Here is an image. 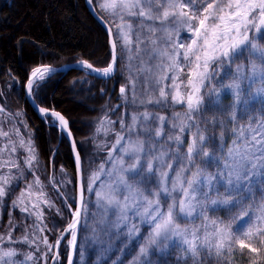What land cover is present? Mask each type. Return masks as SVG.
<instances>
[{"label":"snow or ice","instance_id":"snow-or-ice-1","mask_svg":"<svg viewBox=\"0 0 264 264\" xmlns=\"http://www.w3.org/2000/svg\"><path fill=\"white\" fill-rule=\"evenodd\" d=\"M96 2L100 12L107 14L101 15L100 19L107 26L112 59L103 68H94L87 60H81L80 66L90 70V74L96 73L107 79L117 71L118 62L124 58L125 52L129 53L130 66L137 56L147 55L149 61L156 60L154 66L142 61L137 78L129 76L131 89L127 85L120 88L125 105L129 102L128 91L132 93L131 103L136 104L139 74L147 72L145 83L150 94L147 101L139 99L146 110L142 113L134 111L130 124L121 118L119 132H115L116 122L107 117L100 120L97 135L103 133L107 136L110 132H115L116 135L106 161L112 164V168L106 169L102 163L99 170L93 172L88 184H81L78 205L66 193H60L64 196L63 203L71 212V220L54 244L44 235L46 231H50L45 223L44 208L55 207V204L44 191V185L38 176L32 183L26 184L19 196L12 200L11 207L19 208L21 213L34 218V222L30 226L31 231L26 226L24 234L17 238L13 230L18 225L13 223L9 214L8 230L6 234L0 233V264H37L41 259L47 262L49 253L54 248L56 251L52 260L55 264L59 259L60 245L68 234L71 235L68 240V264H73V254L78 247L81 249L80 254H83L82 246L78 244V225L82 214L86 217L88 213L89 201L85 199V191L95 192L97 206H103L105 213L116 216L115 221H110L106 215L101 221L104 225L101 230L110 231L115 228L117 238L126 236L124 248H127L128 243H139L141 226H149L145 242L140 244L139 253L130 264H150L143 258L152 252L168 255L171 248L181 250L185 264L189 258L194 262L199 261L205 251L209 257L215 255L218 260L225 253L230 257L236 245L242 254L244 249H248L259 258L260 247L253 246L252 242L258 240L264 246V203L255 205L258 191L264 200V44L261 43L264 41V0ZM88 3L92 5L93 0H88ZM184 29L191 34L187 38L189 43L179 39ZM173 33L176 40L172 39ZM148 45L151 46L150 51ZM245 53L249 58L247 63L236 64L233 70L232 65L245 58ZM55 71L51 66L32 69L26 87L33 103L39 99V90ZM72 83L75 84L76 81ZM157 89L158 97L155 96ZM229 95L232 103L225 104L224 100ZM169 98L173 105L186 106L183 114L173 113L171 122L165 115L147 110V104L165 108ZM256 104L260 105L259 109ZM38 111L50 128L58 129L61 137H72L69 122L61 112L47 107H39ZM254 111L258 112L259 118L252 115ZM4 112L5 109L0 106V113ZM205 112H211L212 116L206 118ZM20 116L22 113L17 112L9 118L16 119ZM246 116L247 123H240ZM157 121L153 137V124ZM16 123H22L27 130L26 121L16 119ZM169 123L171 129H178V132L168 134L165 146L157 151L156 144L166 135ZM228 124L233 125V140L225 154L223 146L226 143ZM209 126L213 130L217 127L220 129V157L216 156L217 137L214 134L208 135ZM188 132H191V139L185 152L182 146ZM13 136L16 137L15 140L12 139ZM142 136L146 138H141ZM0 138L6 141L4 147L0 148V203H4L5 198L19 186L17 182L23 177L25 167L32 171L33 166L38 163L39 154L33 133H28L25 139L20 128L5 131L0 127ZM173 144L175 149L171 147ZM72 146L75 150V141ZM97 147L103 148L104 145L98 144ZM19 149L27 153L23 161L24 167L17 155ZM57 153L58 149L54 150L53 161ZM114 153L119 155L114 156ZM170 156L181 165L176 170L175 177H170L168 171L173 170V163L168 160ZM128 160L134 162L127 163ZM76 164L77 172L80 173L79 153L76 154ZM200 165H214L216 171L207 172V167ZM165 166L168 170H164ZM193 167L195 171H192ZM61 171H64L63 166ZM189 171H192L191 177L186 175ZM105 173L116 179L112 183L101 185V189L97 191L93 185ZM33 175L35 176L34 171ZM154 176L159 177L158 183L155 190L149 191L147 184ZM169 180L171 187H168ZM50 183L59 192L54 175ZM178 193L182 195H177ZM121 195L123 200L120 199ZM169 198L172 202L167 203L165 210L163 205ZM249 200L253 203L245 210L243 205ZM254 206L258 207L259 215L241 238L239 233L244 223L251 220V208ZM236 207H240L241 212L239 218L232 217L236 221L235 228L223 220L207 216L210 210L231 211ZM57 214L63 215L61 208H57ZM130 216L138 218L140 224L134 221L130 223ZM200 216H203L204 221L199 226L181 227L179 223L181 219L195 220ZM245 217L248 219L245 220ZM124 229L127 231L124 232ZM95 231L93 229L94 238ZM245 239L249 242L245 243ZM16 245H27L29 251L24 255ZM21 255H24L23 260L19 259ZM180 259L181 257L177 258L178 264ZM251 264H256V261H251Z\"/></svg>","mask_w":264,"mask_h":264},{"label":"trees","instance_id":"trees-1","mask_svg":"<svg viewBox=\"0 0 264 264\" xmlns=\"http://www.w3.org/2000/svg\"><path fill=\"white\" fill-rule=\"evenodd\" d=\"M92 7L100 15H107L100 12L99 4L96 0H93ZM136 23L138 24V21ZM261 43L264 44V41ZM148 48H151V46L148 45ZM128 56L129 53L125 52L124 58L118 62L117 71L110 78L95 77L92 74L84 72L82 69L72 68L64 73L54 72L43 88L39 90V99L35 102L39 106L50 109L54 108L56 111L61 112L69 122V127L81 158L82 177L85 163V148L83 149V146L79 145L78 139L90 137L89 133L97 129L96 122L104 116L116 122L114 124L115 132L120 131L119 121L121 118L130 124L133 112H139L143 109L139 100H137L136 104L131 103V91H128L129 102L125 105L120 94V88L122 85H127L131 89L129 76L131 75L133 79L137 78L142 61L151 65L152 63H156V60L149 61L147 55L137 56L131 61L130 66ZM110 58L111 51L107 35L99 22L90 14L84 0H0V93H3V95H0V106L5 109V112L1 113V115L5 117L7 114L14 116L15 112L22 113V116L18 118L26 121L29 133L35 135L34 142L39 154L40 171H42V173H39V176L43 179L46 178L47 180L45 176L49 173V164H51L53 169L63 166L71 177L74 189V165L66 139L61 137L59 142H57L58 129L50 128L47 121L43 117H40L25 99L23 91L28 74L39 65L60 66L80 60H87L95 67L103 68L110 62ZM248 59L245 53V58L237 60L232 65L233 70L236 64L247 63ZM146 77L147 72L139 74V83L137 84L138 98H140V93L143 96L142 98H144L146 93ZM74 80L76 81L75 84L72 83ZM101 89H103V92H101ZM224 103H232V97L229 95L224 100ZM259 107L260 105L256 104V108L259 109ZM152 110H154V106ZM179 111H186V106L173 105L171 100L168 101V105L165 108L156 107L157 113L164 112L169 118H172L174 112ZM204 115L206 118H210L212 113L205 112ZM252 115L259 118L256 111ZM240 123H247V116ZM201 126L203 127V125ZM232 127V124L227 125L226 143L223 146L225 154L228 147L232 144ZM115 132H110L112 137ZM213 134L217 137L215 141L216 156L220 157L219 149L221 141L219 139V127L213 130L209 126L208 135ZM186 136L187 139H185L182 146L185 152L191 139V132H188ZM57 149L58 153L55 155L53 161V152ZM104 152H107V149L103 150L99 157L98 154L93 155L95 156L94 164L98 160L100 162L105 161L107 153L106 157H101ZM175 165L178 169L181 166L179 163H175ZM21 166L24 167L23 163H21ZM200 166L207 167L205 165ZM193 170H195V167L192 168ZM215 171L216 167L214 165L207 167V172ZM29 173L31 171L25 168L23 176L28 178ZM21 180L22 178L17 182L19 186L15 188L9 197L5 198V202L0 203V233L6 234L9 225V214H11L13 223L18 225L13 230V234L17 238L24 234L26 226H29V231H31L30 226L34 222L33 218H29L25 213H21L19 209L11 207V200L19 189ZM257 188L259 189V185H257ZM221 191H223L222 188ZM171 202L170 198L166 201L163 205L165 210L167 203ZM252 203L251 200L246 201L243 208L248 210ZM261 203H264V200H262L261 194L258 191L255 196V205L258 206ZM240 212V207H236L231 211L217 209L215 211H208L207 216L210 219L218 218L226 224H231L234 222L232 217H237ZM251 212L259 213L258 207H252ZM44 216L45 223L50 230L46 231V233L50 234V238L53 237L54 244L62 229L68 224V220L67 222L61 220L60 214H57V210L52 208L49 210L44 209ZM201 218L203 217L200 216L192 221L181 219L179 223L181 226H191L193 222ZM142 230L141 237L144 238L148 235V228L144 226ZM81 231L82 223L78 229L79 245ZM64 241L59 248L60 264H65L68 253V251L66 252ZM248 242L245 239V243ZM252 243L253 246L260 247L259 258L257 254L249 252L248 249H244L242 254L239 246L236 245L234 253L230 257L225 253L224 257L218 260L215 255L209 257L205 251L201 254L199 261L194 262L192 258H189L187 264H251V261L254 260L256 264H264V246H261L258 240ZM16 247L20 251L25 245H16ZM137 247L136 243L134 245L131 244L117 258L115 250H112L102 259L101 264H114V262L115 264H130ZM78 251L79 247L74 252L73 264H76ZM51 255L52 253L49 254L47 262L44 261L45 264H48ZM183 255L179 248H171L168 255L152 252L149 258L151 264H178L177 258L181 257L179 264H185V261L182 259ZM22 257L20 256L19 259ZM90 258L91 254L88 257V263Z\"/></svg>","mask_w":264,"mask_h":264},{"label":"rangeland","instance_id":"rangeland-1","mask_svg":"<svg viewBox=\"0 0 264 264\" xmlns=\"http://www.w3.org/2000/svg\"><path fill=\"white\" fill-rule=\"evenodd\" d=\"M157 24H159V21L156 22ZM161 35V34H158ZM191 34L187 32L186 29L182 30L180 33V37L179 39L182 42L185 43H189L190 40H188L187 38L190 36ZM172 39L176 40L177 37L175 35V33H173L172 35ZM161 47H163V45H161ZM151 50V48H148ZM149 50V51H150ZM157 63V61H156ZM156 63H152L153 66ZM151 64V66H152ZM140 69V67H139ZM153 70L155 71V68H153ZM135 73V72H134ZM148 75V73H147ZM186 76H185V80H186ZM167 83H171V81H167ZM146 87V93L144 95V98H142V94L140 93V98L139 99H144L145 101H147L148 95L150 93H148L147 91V84H145ZM255 87V86H254ZM138 95V93H137ZM155 96L158 97L159 96V90L157 89L155 92ZM169 100H171L169 98ZM168 100V101H169ZM154 106V110H152V107ZM143 109L139 112H144L146 110L145 106L142 105ZM141 107V108H142ZM147 110L151 111L157 115H165L164 112H156V107H159L158 105H154V104H147ZM185 112V111H184ZM183 111H179V113L183 114ZM17 113V112H15ZM9 116H12L10 114H7V116H3L0 113V127H3V129L5 131H8L9 129L14 130L15 128H20L21 133L25 136V139H27L29 130H25L24 126L22 123H16V119L20 118H16V119H10ZM109 116V115H107ZM169 118V116H166ZM105 118V116L103 117ZM100 118L98 120V122H96L97 127L99 126V122L101 119ZM172 118H169V121L171 122ZM158 125V121L154 122L153 124V137H154V132H155V127ZM119 132V131H117ZM176 132H178V129H171V124L169 123L168 128L166 130V135L156 144V149L157 151H159V149L162 146H165V143L167 141V135L168 134H175ZM90 137H86V138H79L78 139V143L79 145L82 147L83 149L85 148V157H84V168H83V177H82V184L83 185H87L89 182V178L92 176L93 172H96L99 170V167L102 163L105 164V168L106 169H111L112 168V164L111 163H106V161H108V151L112 148V145L115 143L116 140V135L115 133L113 134V137L111 136V134L109 133L107 136H105L103 133L97 135L96 134V129H94L93 132L89 133ZM135 133H133V139H135ZM141 138H146V137H141ZM13 140L16 139L15 136L12 137ZM6 143V141L3 138H0V148L4 147V144ZM104 145L103 148H98L97 145ZM150 146V145H149ZM173 149H175V145L173 144L171 146ZM107 149V152H104L103 155L101 157H106V153H107V157L105 159V161L100 162V160L97 161L96 164H94V158L95 156H93L94 154H98L99 155L103 152V150ZM18 157H19V162L20 164L23 163L25 156L27 155V153L23 150V149H19L18 153H17ZM119 153H114V156H118ZM97 159V157H96ZM169 162L173 163V170H168L165 166L164 170H168L169 171V175L170 177H175L176 175V170H178L177 166L175 165V161L172 160L171 156L168 157ZM133 160H128L127 163H133ZM223 163V162H221ZM98 165V166H96ZM26 168V167H25ZM38 168V171H37ZM49 173L46 174L45 177L46 178L43 179L42 177L39 176V173H42V171H40L41 169V165L39 164V162L37 164H35L33 166V170L31 171V173H29L30 175L28 176V178H25L24 176L22 177L19 189L17 190V192L15 193V195L13 196L12 200L16 199L17 196H19L21 190H23L26 187V184L28 183H32L35 180V177L38 176L41 183L44 185V191L48 194V196L51 198V200L53 201V203L55 204V207H52V209H56L57 208H61L63 215H60V219L61 220H65L68 223L71 220V212L68 210L67 205H65L63 203L64 201V196H62L60 193H66L69 198L75 200V192L73 189V184H72V180L70 175L66 172V170L64 169V171H61V166L57 167L56 169L52 168L51 164H49ZM147 169V165L145 163V171ZM43 170V169H42ZM4 171H7L6 169ZM14 171V170H13ZM33 171L35 172V176L33 175ZM40 171V172H39ZM195 171V170H193ZM48 175V176H47ZM53 175L55 176V181L57 186L59 187V192L57 191L56 187H53V184L50 183ZM188 177H191L192 172L189 174H186ZM116 179L115 176L113 177H109L106 173L102 174L100 179L96 181V183L93 185V187L99 191L101 189V185H107L109 183H112L114 180ZM158 176H154L152 177L151 181L147 184V188L149 191H153L155 190L156 184L158 183ZM71 181V182H69ZM141 187H144V185H141ZM168 187H171V180H169L168 182ZM177 195H182V194H177ZM85 199L89 201L88 203V213L87 216L85 217L82 214L81 217V222L82 223V231H81V239H80V246H82V251L83 254H80V247H79V251L77 253V260H76V264H101L102 259L109 254L112 250H115L116 252V258L118 256H121V254L126 251V249H128L132 243H128L127 244V248H124L125 243H127V238L124 235H121L119 238H117V236L115 235L116 233V229L115 228H111L110 231L105 229V230H101L102 228H104V225L101 224V221H103L105 219V216H109L110 221H115L116 220V216L114 215H110L109 213H105L104 207H98L97 206V197L95 192L92 193H88L87 191H85ZM120 199L123 200V196H120ZM11 200V202H12ZM12 204V203H11ZM75 207V205H74ZM19 209V208H17ZM45 210H49L51 208H44ZM0 212H1V208H0ZM27 215V214H26ZM259 215L258 212H252V216H251V220L248 221L247 223H244L243 225V229L241 230V232L239 233V235L241 236V238L243 237V233L246 232L248 230V228L254 224L256 222V216ZM69 217V218H67ZM203 217V216H201ZM240 217V213L237 215V218ZM34 219V218H33ZM248 218L245 217V220H247ZM85 220H86V226H85ZM136 222L137 224H140V221L138 218L132 217L130 216V220L129 222ZM192 221V220H191ZM204 219L201 218L196 222H193L191 226H181V227H195V226H199L203 223ZM235 222V223H234ZM233 223H231V225H233V228L236 227V221H234ZM79 224V225H80ZM146 226L148 228V232L150 231V228L148 225H142L141 226V235H142V229L143 227ZM93 229H95V238L93 236ZM127 229H124V232H126ZM44 235L48 236L49 242L53 243V237L50 238V234L48 233H44ZM147 237V236H146ZM71 239V235L68 234L67 235V239H65L64 241V245L66 246V252L68 251V240ZM139 239V243H136L138 245V247L135 249V255L133 256V258L131 259L130 262L133 261L134 257L137 256V254L139 253V248H140V244L144 243V238H142L141 236L138 238ZM63 245V246H64ZM124 248V251H121V249ZM41 250L43 251V247L41 246ZM29 251V247L27 245H25V247H22L20 252H22L24 255L27 254V252ZM50 254V253H49ZM89 254H91V258L90 261L88 263V257ZM24 255H21L24 257ZM39 255V254H37ZM21 258V260H23L24 258ZM145 261L150 262V258L149 255L143 258ZM37 264H45L44 260H39L37 262ZM55 264H60V258L55 261Z\"/></svg>","mask_w":264,"mask_h":264},{"label":"water","instance_id":"water-1","mask_svg":"<svg viewBox=\"0 0 264 264\" xmlns=\"http://www.w3.org/2000/svg\"><path fill=\"white\" fill-rule=\"evenodd\" d=\"M85 1V4H86V6H87V8H88V10H89V12H90V14L99 22V24L103 27V29H104V31H105V33H106V35H107V26L102 22V20L100 19V14L99 13H97L96 11H93V7H92V5H89V3H88V0H84ZM108 35H107V41H108ZM110 46V45H109ZM110 51H111V48H110ZM111 59H112V56H111V58H110V61H111ZM81 61V60H80ZM80 61H75V62H70V63H67V64H63V65H60V66H51L52 68H54V69H56V71L55 72H61V73H64V72H66L67 70H69V69H72V68H76V69H82L84 72H86V73H89L90 74V70H88V69H84V68H82L81 66H80ZM40 66H50V65H39V66H37V67H40ZM94 68H97V67H95V66H93ZM36 68V67H35ZM31 73V72H30ZM30 73L28 74V76H27V79H26V81H25V83H24V97H25V99L28 101V103L31 105V107L35 110V112L40 116V117H42L41 116V114L39 113V111H38V108L39 107H42V106H39L36 102L35 103H33V101H32V99H30L29 98V96H28V91H27V87H26V85H27V80H28V77H29V75H30ZM92 75H94L95 77H100V76H98L96 73H91ZM100 78H103V77H100ZM50 109V108H49ZM59 112V111H58ZM69 129H70V127H69ZM60 138H61V135H60V132L58 131V137H57V142H59V140H60ZM65 139H66V141H67V143H68V146H69V149H70V154H71V158H72V162H73V165H74V191H75V201L77 202V205L79 204V193H80V187H81V184H82V163H81V171H80V173H78L77 172V164H76V154L77 153H79L78 152V149H77V145H76V148H75V150L73 149V141H75V139H74V137H73V135H72V137L71 138H67L66 136L64 137ZM76 143V142H75ZM80 155V154H79ZM70 222V221H69ZM67 226V225H66ZM65 226V227H66ZM64 227V228H65ZM63 228V229H64ZM63 229H62V231H63ZM78 229H79V225H78ZM61 231V232H62ZM60 232V233H61ZM60 235V234H59ZM59 235H58V237H59ZM57 237V238H58ZM56 251V249L54 248L53 249V252H52V255H53V253ZM69 251H70V249L68 248V253H67V258H66V262H65V264H68V255H69ZM52 255H51V257H50V259H49V262H48V264H54V262H53V260H52ZM73 257H74V254H73Z\"/></svg>","mask_w":264,"mask_h":264}]
</instances>
